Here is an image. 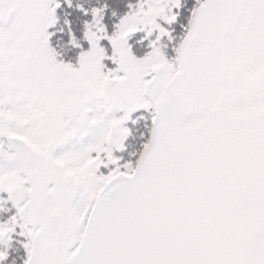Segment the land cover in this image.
Listing matches in <instances>:
<instances>
[{
	"label": "snow or ice",
	"instance_id": "obj_1",
	"mask_svg": "<svg viewBox=\"0 0 264 264\" xmlns=\"http://www.w3.org/2000/svg\"><path fill=\"white\" fill-rule=\"evenodd\" d=\"M0 264H264V0H0Z\"/></svg>",
	"mask_w": 264,
	"mask_h": 264
}]
</instances>
